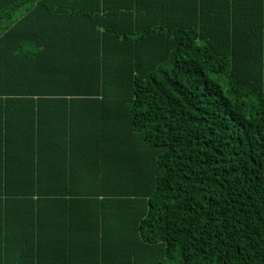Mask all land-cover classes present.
I'll return each instance as SVG.
<instances>
[{
  "label": "trees",
  "instance_id": "16d2710c",
  "mask_svg": "<svg viewBox=\"0 0 264 264\" xmlns=\"http://www.w3.org/2000/svg\"><path fill=\"white\" fill-rule=\"evenodd\" d=\"M10 152L0 264H264V0H0Z\"/></svg>",
  "mask_w": 264,
  "mask_h": 264
},
{
  "label": "crops",
  "instance_id": "0c3cea01",
  "mask_svg": "<svg viewBox=\"0 0 264 264\" xmlns=\"http://www.w3.org/2000/svg\"><path fill=\"white\" fill-rule=\"evenodd\" d=\"M11 124L15 125L16 127L19 126L21 123L18 120L13 119ZM43 124H46L48 127H52L57 124L56 119H44ZM59 124H65L64 122H59ZM28 144V143H25ZM57 143L53 140H43L41 146H39V150L45 154L52 152L53 147H55ZM37 151V152H38ZM27 160H24L26 162ZM32 162V166L30 168H24L20 165L23 164L19 158H12L11 152L10 155L4 159L0 158V181L4 179V177H16L19 174L23 173L25 180L20 182L16 185L14 192H30L31 189L34 192H55L58 187H56L54 182H52L53 177L48 175L53 171V168L49 165V157L42 156L35 157L30 160ZM37 165V166H36ZM36 167V168H35ZM22 168L25 170L22 171ZM39 180V182H38ZM40 183V185L35 184Z\"/></svg>",
  "mask_w": 264,
  "mask_h": 264
},
{
  "label": "rangeland",
  "instance_id": "374dc122",
  "mask_svg": "<svg viewBox=\"0 0 264 264\" xmlns=\"http://www.w3.org/2000/svg\"><path fill=\"white\" fill-rule=\"evenodd\" d=\"M20 15H21V13L19 12L17 16L19 17Z\"/></svg>",
  "mask_w": 264,
  "mask_h": 264
}]
</instances>
